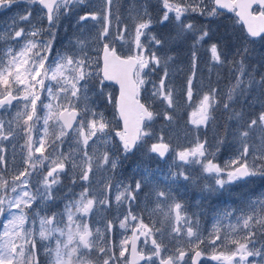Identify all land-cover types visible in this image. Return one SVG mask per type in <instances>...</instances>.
<instances>
[{
    "label": "snow or ice",
    "instance_id": "6c2138e0",
    "mask_svg": "<svg viewBox=\"0 0 264 264\" xmlns=\"http://www.w3.org/2000/svg\"><path fill=\"white\" fill-rule=\"evenodd\" d=\"M99 2L98 11L79 16V22H96L91 47L77 39L71 51H61L55 47V29L86 0H0V9L23 6V14L0 31V264H42L41 256L44 264H199L205 255L217 264H264V194L239 209L218 211L205 235L199 218L193 220L196 214L190 216L172 190L181 178L192 179L184 165H199L214 182L204 186L210 194L264 180V72L258 71L264 68V0H158L160 15L153 18L142 5L131 16V29L118 15L112 23L117 0ZM224 10L235 14L240 33L228 43H211L209 51L214 66L229 67L230 79L223 91L216 86L201 91L197 45L210 39V29L190 18L220 17ZM33 13L38 22L46 19L47 28L32 23ZM20 21L28 22L30 30L18 27ZM153 24L172 26L170 42L195 35L184 85L185 102L192 108L189 122L207 126L218 108L236 121L237 146L223 163L217 162L223 137L213 151L199 138L175 150L162 134L154 136L151 122L162 115L171 123L178 101L170 82L174 56L158 54L166 41L150 31ZM117 42L131 54L122 55ZM107 82L119 85L118 97L107 91ZM93 97L112 105L113 119L97 110ZM156 102L165 106L163 113L153 110ZM237 102L260 110L245 118L234 107ZM5 142L13 149L11 161ZM136 153L148 159L171 153L176 170L161 181L144 166L140 179L114 183L107 174ZM10 163L15 170L9 176ZM101 172L105 176L97 179ZM69 173L81 190L69 189L72 196L66 195L63 209L52 211L54 190L62 174ZM144 188L148 192L137 211ZM113 202L117 215L97 226V213ZM117 225L124 230L118 245L111 239ZM166 238L175 242L174 250Z\"/></svg>",
    "mask_w": 264,
    "mask_h": 264
},
{
    "label": "rangeland",
    "instance_id": "374dc122",
    "mask_svg": "<svg viewBox=\"0 0 264 264\" xmlns=\"http://www.w3.org/2000/svg\"><path fill=\"white\" fill-rule=\"evenodd\" d=\"M142 5H147V9L152 14L153 18H156L160 15V12L158 11L160 7L158 4V0H117V3H115L112 7L113 15L111 19L113 25L116 24L115 17L118 15L120 17L121 24H128L129 29H131V16L135 15L137 10H142ZM99 9V0H86L85 5L78 6L73 13L69 14L68 16L62 17L58 23V27L55 29L56 49L61 51H71L77 39L84 40L86 42V45H88V47L90 48L91 45L89 41L97 31V28L95 26L96 22L91 20L87 22H79V16L83 15L84 11H98ZM17 13L23 14V6L19 8L14 6L10 11L7 9L0 10V31H3L7 28V25L12 23V18L15 17ZM35 16L36 14L33 13L32 23H36L38 26L47 28L46 19L38 22L35 19ZM190 19H192V22L195 23L198 27L206 25L210 29V39L206 38L205 41L197 45V87L200 88L201 91H207L210 86H216L218 88V91H223L225 90V86L228 84L230 79L229 67H220L218 65H213L211 61V52L209 51V46L211 43L225 44L229 41H232L234 36L240 33L242 26L233 14H223V16L215 18H204L196 16ZM18 27H23L26 30H30L31 25L28 22L20 21L18 22ZM150 31L166 41L163 48L157 50L158 54L167 53L174 56V61L170 63V82L177 90L176 99L178 101V107L174 112V119L171 123L166 121L162 115L157 116L151 122V130L154 133V136L162 134L165 140L169 142L172 148L175 150H181L185 147H189L195 143L197 138H199V140L201 141H207V146H210V150L213 151L215 150L217 141L223 137L225 139V144L220 146V152L217 154V162L223 163L225 160L229 159L235 147L237 146L236 142L233 140V130L236 127V121L229 119V114L226 113L222 108H218L213 113L214 120L210 121L207 126L202 125L199 128H196L189 122L192 108L185 102L184 85L191 73L190 52L191 45L194 43L196 38L195 35L189 33L181 41L170 42V37L175 35V32L171 25H169L168 27H163L159 24H153ZM43 36L44 38H46L47 33L45 32ZM141 39L142 41L147 43V37H142ZM207 40H210V42L204 43ZM59 45H61L62 49H59ZM117 49L119 52H121L122 55L131 54L127 46L121 49L119 47V42H117ZM229 59H231V57H229ZM255 60L256 55H254L253 58L249 61L250 67L255 64ZM210 68L211 72L209 71ZM258 71L264 72V68L258 69ZM153 79H156V77L154 76ZM107 91L110 92L114 98L118 93L116 87L110 85ZM253 95L258 94L254 93ZM93 99L95 100L97 110L103 111L108 119H113L114 109L112 105L107 104L106 101H101L96 97H93ZM247 106H249L247 102H237L234 107L237 111H240V109L243 111V109ZM153 110L159 113H163V111L165 110V106L160 104L159 102H156L155 104H153ZM259 110V105H256L253 110L244 112L245 118L258 113ZM119 128H121L120 123ZM20 142L22 143V141ZM150 142H155V140L153 139ZM5 144L7 147L8 159L9 161H11L13 149L11 147V144H9L8 142H5ZM67 148L68 146L65 145V150H67ZM16 152V160L17 163H19L18 147L16 149ZM177 163L179 162L177 161ZM144 166H147L148 168L154 170V177L161 181L164 180V177L167 176L170 171L176 170L175 165L173 164V154L171 153L163 159L156 157L155 155H153L151 159H148L147 157H144L142 153H136L135 155L130 156L127 160H124L121 167L118 168L115 173H108L107 175L114 176V183L115 181L119 180H123L125 183L134 182L135 180L141 178L140 170ZM183 167L188 171L192 179H190L189 181H184L181 178L175 184H172L173 195L176 196V198L184 204L190 216H192L193 213L196 214V216L192 217L193 220H195L197 217L199 218L201 226L205 230V235H207L206 230L211 228L213 217L218 211L239 209L241 207H232L228 199L220 197L221 193L224 194L226 191H220L219 193L211 194L206 191L207 193L200 194L196 198L191 199V193L188 190V186L195 187L196 184L200 185L201 187L203 186L204 188L206 184H211L214 182L207 178L206 174H203L201 172L199 165H184ZM14 170V165L10 163L8 175L10 176L12 171ZM104 176L105 173L101 172L97 174L96 178L102 179ZM194 178H198V181H196ZM72 179L73 177L71 173L66 175L62 174L61 184L57 185L54 190V196L56 197V199L49 202V206L51 207L52 211L62 210L63 205L66 202V195L68 198H70L72 196V192L78 193L81 190L79 186L80 182L77 181L76 184H73ZM167 183H171V181H167ZM259 184L261 185L259 186ZM238 185H242L240 189L258 186L257 189L254 190L256 192L255 196H251L250 198H255L264 194V180L257 178L247 185L236 184L230 187L233 190L237 189ZM230 187L228 188V190L230 189ZM69 189H72V192H69ZM146 192H148V188H144V190L138 194L137 205L134 206L137 211H139L140 208L143 207ZM193 194L195 196L194 190ZM250 198H248V200ZM203 199L205 208L197 209L196 204L200 201H203ZM208 206L209 208L207 209ZM120 211L123 212L124 209L121 208ZM116 215L117 209L115 203L113 202L110 209H102L97 213L94 219L99 221L97 226L102 227L104 218L111 220ZM123 231L124 230L119 229L117 225L111 233V239L117 245L119 244V241L124 238L121 235ZM130 234V231L126 233V235ZM165 243L168 245L169 249L174 250V248L176 247L175 242H169L167 238L165 239ZM184 247L186 249L188 248L186 242L184 243ZM201 249H205V246L201 245ZM206 251L209 254L211 252L210 249H206ZM41 261L42 264H44L45 258L43 256H41ZM201 264H217V262L212 261L208 255H205L203 256Z\"/></svg>",
    "mask_w": 264,
    "mask_h": 264
},
{
    "label": "trees",
    "instance_id": "16d2710c",
    "mask_svg": "<svg viewBox=\"0 0 264 264\" xmlns=\"http://www.w3.org/2000/svg\"><path fill=\"white\" fill-rule=\"evenodd\" d=\"M58 47H59V49H62L61 45H59ZM249 110H253V108L247 107V111H249ZM240 111H241V109H240ZM243 112H246V111H243ZM256 189H257L256 187H250L249 194H251V193L255 194L256 192L254 190H256ZM227 192L229 193V195H231V196L227 197L228 199H230L231 206L234 207L235 204L238 205L239 204L238 202L240 199L239 197L244 191L242 189H240V187H239L238 189H233V190L229 189ZM261 239H264V236H261Z\"/></svg>",
    "mask_w": 264,
    "mask_h": 264
},
{
    "label": "bare ground",
    "instance_id": "6f19581e",
    "mask_svg": "<svg viewBox=\"0 0 264 264\" xmlns=\"http://www.w3.org/2000/svg\"><path fill=\"white\" fill-rule=\"evenodd\" d=\"M249 108V106H247ZM247 107H245L243 109V111H247ZM183 108V107H182ZM244 192L240 195V199H239V204L241 207H243L245 205V203L247 202L248 198H250L251 196H255V194L251 193L249 194V191H250V187H247L245 189H242Z\"/></svg>",
    "mask_w": 264,
    "mask_h": 264
},
{
    "label": "water",
    "instance_id": "95a60500",
    "mask_svg": "<svg viewBox=\"0 0 264 264\" xmlns=\"http://www.w3.org/2000/svg\"><path fill=\"white\" fill-rule=\"evenodd\" d=\"M253 7H254V6H253ZM224 12L230 13V12H228L227 10H224ZM107 83L110 84V85H114V86L117 87V89H118L117 97H118V96H119V85L115 84L114 82H107ZM120 125H121V128H122V127H123L122 122H120ZM201 260H202V258H201ZM201 260H200L199 264L201 263Z\"/></svg>",
    "mask_w": 264,
    "mask_h": 264
}]
</instances>
